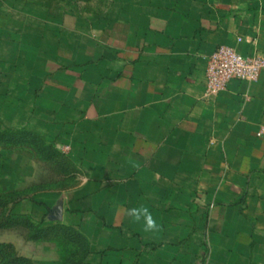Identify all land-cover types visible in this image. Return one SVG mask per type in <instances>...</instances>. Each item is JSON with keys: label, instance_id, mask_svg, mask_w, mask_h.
<instances>
[{"label": "crops", "instance_id": "crops-1", "mask_svg": "<svg viewBox=\"0 0 264 264\" xmlns=\"http://www.w3.org/2000/svg\"><path fill=\"white\" fill-rule=\"evenodd\" d=\"M75 15L24 36L0 26V82L13 61L36 65L19 96L33 95L25 107L65 161L53 221L80 228L87 264H264V71L216 95L206 80L221 46L264 53V0H113Z\"/></svg>", "mask_w": 264, "mask_h": 264}, {"label": "rangeland", "instance_id": "rangeland-1", "mask_svg": "<svg viewBox=\"0 0 264 264\" xmlns=\"http://www.w3.org/2000/svg\"><path fill=\"white\" fill-rule=\"evenodd\" d=\"M112 1L0 0V26H22L25 30L11 32L24 36L29 32L27 25L53 23L54 13L68 9L79 19L90 18L111 6ZM55 7L62 9L54 11ZM43 39V48L53 45L52 37V41L48 36ZM12 48L6 41L5 53H11ZM10 66V72L6 71L10 80L0 82V135H14L16 141L0 139V198L4 203H0V224H11V220L14 223L0 227V264H11L16 258L26 261L17 264H87L91 257L89 244L80 228L53 221V204L65 194V161L53 157V141L41 137V127L33 121L37 115L26 109L33 95L19 96L24 89L20 80L32 75L36 65L31 64L34 70L27 68L24 61H13ZM19 132L33 134L19 139Z\"/></svg>", "mask_w": 264, "mask_h": 264}, {"label": "built area", "instance_id": "built-area-1", "mask_svg": "<svg viewBox=\"0 0 264 264\" xmlns=\"http://www.w3.org/2000/svg\"><path fill=\"white\" fill-rule=\"evenodd\" d=\"M206 59L207 92L210 95L227 91L232 81L257 82L264 71V53L244 57L233 47L221 46Z\"/></svg>", "mask_w": 264, "mask_h": 264}, {"label": "clouds", "instance_id": "clouds-1", "mask_svg": "<svg viewBox=\"0 0 264 264\" xmlns=\"http://www.w3.org/2000/svg\"><path fill=\"white\" fill-rule=\"evenodd\" d=\"M129 216L135 221H141L143 219L144 224L148 230H155L158 225L152 215L145 209L132 208L129 211Z\"/></svg>", "mask_w": 264, "mask_h": 264}, {"label": "trees", "instance_id": "trees-1", "mask_svg": "<svg viewBox=\"0 0 264 264\" xmlns=\"http://www.w3.org/2000/svg\"><path fill=\"white\" fill-rule=\"evenodd\" d=\"M24 134H33V133H27V132H19V139H20V137H22ZM0 139H6L8 142H15L16 141V136H14V135H3V136H1L0 135ZM53 150V149H52ZM51 150V151H52ZM52 155H53V157H56L57 156V154L55 153V152H53L52 151ZM58 157V156H57ZM3 202V200H2V198H0V203L1 204H4V203H2ZM15 221V220H14ZM11 224H6V222H1V224H0V227H6V226H11L14 222L11 220V222H10ZM22 263V262H26L24 259H14L13 261H12V263L11 264H17V263Z\"/></svg>", "mask_w": 264, "mask_h": 264}]
</instances>
